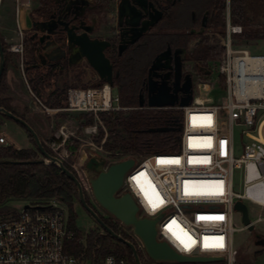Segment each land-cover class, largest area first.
I'll use <instances>...</instances> for the list:
<instances>
[{"label":"built area","instance_id":"2783aa9c","mask_svg":"<svg viewBox=\"0 0 264 264\" xmlns=\"http://www.w3.org/2000/svg\"><path fill=\"white\" fill-rule=\"evenodd\" d=\"M31 2L14 0L17 15L30 7ZM242 33L241 26L231 23L228 2L226 29L217 42L225 48V54L215 65L224 91L222 102L215 103L208 95L201 97L194 92L190 105L166 107L183 112L178 148L137 160L120 191L132 194L140 207V216L161 217L160 240L187 256L223 257L218 261L221 264H237L233 244V234L238 231L233 222L235 203L250 202L264 210V54H253L241 46L235 36ZM8 51L23 60L21 29L19 41ZM204 86L211 91L215 84L202 79L200 87ZM31 93L48 114L66 110L98 116L102 112L128 109L121 106L118 91L109 83L69 87L64 106L48 107L32 90ZM235 127L241 129L246 139L240 155L235 150ZM88 129L90 134L97 132V126ZM67 140L68 135L61 130L51 147L61 160L69 155L64 147ZM0 146L20 150L1 131ZM236 171L242 176L241 191L234 189ZM263 219L261 216L258 221ZM131 235L145 252L142 242ZM71 237L68 211L61 200L28 203L16 215L0 217V264H85L65 252V242ZM218 244L223 247H216ZM146 259L151 264H180L153 261L147 254ZM102 264L129 263L126 258L108 254Z\"/></svg>","mask_w":264,"mask_h":264},{"label":"flooded vegetation","instance_id":"af4514ba","mask_svg":"<svg viewBox=\"0 0 264 264\" xmlns=\"http://www.w3.org/2000/svg\"><path fill=\"white\" fill-rule=\"evenodd\" d=\"M206 2L112 0L99 9L89 0H55L51 5H43L38 0L31 12V28L24 37L33 43L36 54L29 75L33 73L34 78L40 72L49 78L44 89L39 87L38 97L57 77L88 79L75 87H90L102 81L82 52L69 43V30L78 36L87 33L92 40L109 42L103 53L113 67V83L129 78L139 103L144 100L148 106L151 96L156 102H162L188 95L189 76L194 93L197 80L202 75H211L218 61L204 67L191 55L204 37L217 43L223 35L210 25L214 11ZM154 20L155 24L148 27V22ZM214 37L216 42L212 40ZM112 87L119 89L113 84ZM68 88L66 83L56 88V100L65 101Z\"/></svg>","mask_w":264,"mask_h":264},{"label":"trees","instance_id":"16d2710c","mask_svg":"<svg viewBox=\"0 0 264 264\" xmlns=\"http://www.w3.org/2000/svg\"><path fill=\"white\" fill-rule=\"evenodd\" d=\"M54 1L40 0L43 5H51ZM93 3L99 9H102L109 1L93 0ZM207 5L214 11L213 17L210 19V25L220 34H224L227 12L226 0H207ZM230 19L233 25H239L243 28V33L236 35L237 42L264 39V0H230ZM0 38L5 50L6 60L0 83V107L25 119L14 111L10 99L2 98L6 91L7 68L12 60L8 45L1 33ZM24 45V71L29 75L30 65L33 64L36 55L32 42L25 39ZM224 54V47L217 43H211L209 37H204L192 53L191 58L197 64L208 67L209 62L220 61ZM48 79L47 75L37 72L35 77L29 80L31 86L33 85L32 88L35 92L33 93L36 96L39 95V87L44 89L48 85ZM105 83L100 81L90 87L102 86ZM221 85L224 87L223 81ZM113 86L119 88L121 106L128 109L98 114L107 132H105L103 126H100L98 134L93 135L95 144L115 161L128 158L137 161L151 153L174 151L178 148L183 115L181 110L166 107H148L147 105L140 107L139 97L132 89L129 78L117 79L114 81ZM54 105L62 106L63 104L57 101ZM2 116L9 119L4 115ZM93 124V117H91L88 125ZM19 125L27 133L28 139L34 148L14 150L10 147L0 146V217L17 214V210L5 206V203L12 199L36 202L57 198L62 201L68 211V231L72 234V237L65 242V252L67 254L79 257L85 262L91 261L93 264H101L100 261L108 254H114L117 257L126 258L129 264H137L132 249L113 238L103 228H101L103 232L92 231L84 234L77 227L75 205L76 202L81 203L77 185L62 172L59 166L39 162L44 159V156L30 132L23 125ZM104 138L105 141L102 143ZM43 146L49 154L57 157L56 153L44 141ZM76 149H78V146L68 145V150H71V153H74ZM5 161L11 162L6 163ZM63 162L78 177L72 166V160L65 159ZM88 204H90L89 201ZM101 218L117 234L135 244L142 264H151L144 257L131 234L124 231L123 227H120L117 222L112 221V218L103 216ZM257 254H260V252Z\"/></svg>","mask_w":264,"mask_h":264},{"label":"rangeland","instance_id":"374dc122","mask_svg":"<svg viewBox=\"0 0 264 264\" xmlns=\"http://www.w3.org/2000/svg\"><path fill=\"white\" fill-rule=\"evenodd\" d=\"M37 0H34V7L37 4ZM109 2L112 0H108ZM15 15H14V0H2L0 8V26H10L14 24ZM106 29V28H105ZM105 35L106 32H100ZM26 37V35H25ZM236 39V36H235ZM214 42L217 41V38L212 39ZM241 46H245L253 54H264V39H259L255 41H245L241 40L238 42ZM19 75L21 77L20 87H22V95L19 97V100L15 104V109L17 113L33 123L34 129L37 128L39 131V136L41 141L45 142L50 148L53 145L54 138L57 134H60L61 130L68 135V140L65 144V149L68 150V145L78 146V149L74 153H71V150H68V157L66 160H72V166L78 174V178L82 182L85 198L89 201V205L98 213L101 217L112 218V221L117 222L120 227H123L124 231L129 234L132 233V229L124 226L117 220H115L110 214H108L103 208H101L98 203L95 201L92 191L89 188V178L95 175V172L90 168L89 165H92L91 159H104L105 167L110 165L115 161L108 156L106 152L100 149V147L94 143L93 135H97L102 122L99 116L92 115L91 113H77L70 112L66 110H61L53 114H48L42 108V106L36 102L32 96L27 83H30V77L33 78V73L28 75L24 72V69L19 67ZM211 75H202V79L208 82L215 84L213 90L209 93V97L215 103H221L224 98V91L222 90L218 77L219 73L214 68ZM88 72V71H87ZM25 73V74H23ZM88 75V74H87ZM27 82V83H26ZM88 82V79H75L74 77H57L52 80L50 88L43 91V95L38 98L40 101L48 106L54 105L57 101L64 104V101L56 100L54 95L55 91L63 83L70 86H80L83 83ZM31 86V85H30ZM32 89V86H31ZM195 95H199L197 89ZM64 106V105H62ZM91 117H93L94 124L88 125ZM3 116L0 114V124L4 122ZM101 123V124H100ZM17 124V123H16ZM15 123H10L11 126H3L18 142L22 148L29 147L30 143L27 137H25L24 131L16 129L18 125ZM91 126H97V132L90 134L89 129ZM103 129H105L103 125ZM37 132V130H36ZM38 133V132H37ZM181 134V133H180ZM262 135L264 137V126L262 129ZM28 136V135H27ZM106 137V135H105ZM234 140H235V150L237 155H240L242 152L243 144L246 141L241 135V129L235 127L234 129ZM32 144V143H31ZM32 147L34 148L33 144ZM61 152V151H60ZM49 164V163H46ZM234 189L235 191L242 190V176L239 171L235 172L234 175ZM12 199L5 203V206L17 210V212L27 203H31L29 200L22 201H13ZM87 201V203H88ZM249 208V216L253 222L254 229L251 231L247 228L243 229L242 215L239 211H235L233 215V222L238 231H235L233 234V244L234 248L237 250L236 261L237 264H264V219L259 220V217H264V210H261L260 207L254 205L250 202H245ZM67 209V207L64 205ZM75 210L77 212L76 225L79 229L82 230L84 234H88L92 231L103 232L100 224L91 216V214L82 206L81 203L76 202ZM123 225V226H122ZM137 242V241H136ZM138 244V242H137ZM141 249V248H140ZM142 254L146 258L145 252L141 249ZM260 254H257L259 253ZM103 260V259H102ZM102 260L100 261L102 264ZM85 264H93L91 261L85 262ZM186 264H221L218 261L210 263H186Z\"/></svg>","mask_w":264,"mask_h":264},{"label":"water","instance_id":"95a60500","mask_svg":"<svg viewBox=\"0 0 264 264\" xmlns=\"http://www.w3.org/2000/svg\"><path fill=\"white\" fill-rule=\"evenodd\" d=\"M148 22V27L155 24ZM147 30L148 28H144ZM69 43L75 45L79 51L82 52L88 60L90 66L99 74L102 81L113 84V67L103 53V50L109 45V42L101 39H90L87 33L78 36L72 30H69ZM36 55V54H35ZM5 50L0 38V83L5 69ZM33 68V64L30 65ZM207 74L210 71L206 72ZM30 79L31 76H29ZM189 82L191 90L189 94L184 97L177 96V99L167 100L162 102H156L154 96L149 98L148 107H173L176 103L180 106H188L194 99V93L192 90V83L190 76ZM186 84V83H185ZM140 107L145 106V101H140ZM0 114L23 125L28 132L33 136L40 152L44 156V159L40 160L41 163L55 164L59 166L63 173H65L70 179H72L78 187L80 201L82 206L91 214V216L100 224V226L106 230L113 238L121 241L125 245L129 246L135 257L137 264H142L137 247L131 241L126 240L120 234H117L111 229L98 213L87 203L85 198L84 189L80 179L70 171L64 164L63 160L49 154L40 139L39 134L36 130L23 118L17 116L11 111L0 107ZM10 163L11 161H5ZM92 165L90 168L95 172V175L89 178V184L95 201L98 205L103 208L108 214H110L115 220L123 224L124 226L131 228L132 233L142 242L144 250L147 256L153 261H167L176 262L180 264L186 263H210L215 261H222L223 257H212V256H187L179 253L173 246L165 241L158 238V222L161 217L150 218L146 216H140V207L137 204L135 198L129 192L120 194V191L124 185L125 177L132 167L136 164V160L128 158L113 162L105 167V160L91 159ZM16 163V162H14ZM29 163V162H28ZM236 211H239L242 215V222L244 226L253 230V222L249 216V208L243 201L238 200L234 206Z\"/></svg>","mask_w":264,"mask_h":264},{"label":"crops","instance_id":"0c3cea01","mask_svg":"<svg viewBox=\"0 0 264 264\" xmlns=\"http://www.w3.org/2000/svg\"><path fill=\"white\" fill-rule=\"evenodd\" d=\"M36 2H38V0ZM33 8H34V0H32L30 7L23 8L22 11L17 15L15 3H14V15H15L14 24L10 25V26H0V33L3 35L4 40H5L6 44L8 45V49L12 44L19 41V30L20 29L23 31L24 37H25L27 31L31 28V25H32L31 12L33 11ZM11 60L12 61L9 63L8 68H7L6 91H5L2 98L10 99L11 100V106L13 107L14 111L17 113V110L15 109V104L17 101H15V100H19V97L22 95V90H20V89H22V87H20V84H19V83H21V77L19 75V71H20L19 67L21 69L23 66V69H24V64H23V60L21 59V57L18 56L17 54H14V53H11ZM23 74H25V73H23ZM200 81H202V79L197 80L195 91L197 89V91L199 93L198 96L205 97V96L209 95V93L213 90L214 87L211 89V91H208V88H206L205 86L202 88L200 87ZM27 85H28V88L31 92V90H32L31 86H30L31 83H27ZM32 92H33V90H32ZM32 96H33V94H32ZM36 102L39 103L38 100H36ZM28 122H30V121H28ZM10 123L16 124L17 122H15L13 120H9V119H4V122L2 124H0V131L2 133H4L11 141L15 142L19 146L20 149H23L18 144L16 139L6 129L3 128V126H7V127L11 126ZM29 124H31V126L33 127V123H29ZM16 125H18V126H16V127H18L16 129H19L20 131L23 130L25 133L24 134L25 137L28 138L25 130L18 123ZM35 130H37V132L39 134L38 129L35 128ZM29 143H30V145L27 148H33L30 141H29ZM17 200L22 201L19 199H16L13 201L16 202Z\"/></svg>","mask_w":264,"mask_h":264},{"label":"snow or ice","instance_id":"6c2138e0","mask_svg":"<svg viewBox=\"0 0 264 264\" xmlns=\"http://www.w3.org/2000/svg\"><path fill=\"white\" fill-rule=\"evenodd\" d=\"M173 162H176L178 163V161H173ZM201 219H203V217H201ZM217 219H222V217H218ZM207 246V245H206ZM216 247H223L222 244H218V245H215Z\"/></svg>","mask_w":264,"mask_h":264},{"label":"bare ground","instance_id":"6f19581e","mask_svg":"<svg viewBox=\"0 0 264 264\" xmlns=\"http://www.w3.org/2000/svg\"><path fill=\"white\" fill-rule=\"evenodd\" d=\"M1 3H2V0H0V8H1ZM142 191L144 192V190L142 189Z\"/></svg>","mask_w":264,"mask_h":264}]
</instances>
